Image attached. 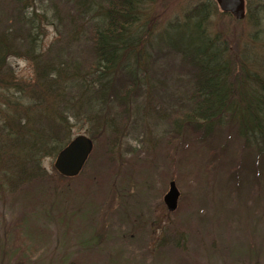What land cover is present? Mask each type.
<instances>
[{
    "label": "rangeland",
    "instance_id": "obj_1",
    "mask_svg": "<svg viewBox=\"0 0 264 264\" xmlns=\"http://www.w3.org/2000/svg\"><path fill=\"white\" fill-rule=\"evenodd\" d=\"M28 1L26 13L38 15V33L32 40L26 35L27 20L20 22L21 36L12 37L20 49L7 55V64L16 85L0 86V130L15 104L44 103L34 85L27 41L41 56L52 43L71 46V28L80 33L71 4ZM212 1L208 31L223 35L232 51L244 47L259 60L264 19L255 22L248 14L234 19ZM194 3L152 0L146 9L153 32L182 19ZM18 10H25L19 0H0V22L2 11ZM174 33L169 31V37ZM81 51L76 50L87 59L85 43ZM152 51L143 68L144 90L125 113L111 108L92 125L72 120L71 134L95 138L80 175H60L54 155L39 158V175L5 165L1 157L0 264H264V169H255L257 152L243 149L232 125L201 136L184 129L178 113L185 109L190 87L185 64L178 55ZM107 115L117 118L115 134L105 123ZM171 180L179 191L175 212L163 204Z\"/></svg>",
    "mask_w": 264,
    "mask_h": 264
},
{
    "label": "trees",
    "instance_id": "obj_2",
    "mask_svg": "<svg viewBox=\"0 0 264 264\" xmlns=\"http://www.w3.org/2000/svg\"><path fill=\"white\" fill-rule=\"evenodd\" d=\"M62 1L72 5L73 23L80 33L71 28V46L54 48L52 43L41 56H35L36 47L31 42L39 26L34 20L38 15L26 13L29 1L19 0L22 9L25 6L23 11L10 15L2 11L0 86L10 90L16 85L7 55L19 51L12 37L21 36V23L28 20L26 35L31 40L26 41L35 62L34 85L44 102L33 108L15 104L5 113L0 130V159L5 165L39 175L43 172L39 158L55 156L75 135L71 134L73 119L92 125L111 114V108L116 107L112 112L117 115L125 113L144 90L143 77L147 74L143 68L153 50L178 55L185 64L190 87L185 109L178 113L184 129L201 136L221 125L235 126L243 149L257 152L256 171L264 169V54L258 60L244 47L232 51L223 35L208 31L207 22L216 6L212 0H195L182 19L170 20L156 33L146 9L152 0ZM246 4V15L255 22L264 19V0H246ZM11 28L14 33H10ZM171 30L175 31L172 38ZM83 43L89 52L87 59L76 52L82 53ZM105 123L115 134L117 118L107 115ZM87 136L94 144V136Z\"/></svg>",
    "mask_w": 264,
    "mask_h": 264
},
{
    "label": "water",
    "instance_id": "obj_3",
    "mask_svg": "<svg viewBox=\"0 0 264 264\" xmlns=\"http://www.w3.org/2000/svg\"><path fill=\"white\" fill-rule=\"evenodd\" d=\"M220 11L240 20L245 17V0H215ZM92 140L85 134L74 136L56 155L53 166L64 177L80 174L92 149ZM179 191L173 180L169 182L168 191L163 195V203L168 211L177 207Z\"/></svg>",
    "mask_w": 264,
    "mask_h": 264
}]
</instances>
